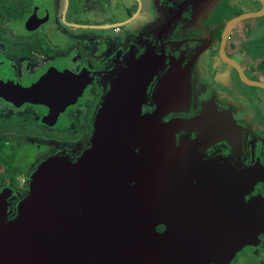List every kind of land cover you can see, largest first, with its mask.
<instances>
[{
  "label": "flooded vegetation",
  "instance_id": "af4514ba",
  "mask_svg": "<svg viewBox=\"0 0 264 264\" xmlns=\"http://www.w3.org/2000/svg\"><path fill=\"white\" fill-rule=\"evenodd\" d=\"M104 1L0 0V189L14 192L7 218L41 163L89 154L100 158L89 174L101 191L119 196L128 256L137 240L181 264H264V87L248 82L264 83V0H155L157 16L149 0H114V9ZM102 10L108 20L97 23ZM83 29L119 36L75 34ZM176 61L190 70L186 99L159 93ZM115 79L116 118L107 121ZM163 102L166 115L149 121ZM251 222L259 232L238 242L236 226Z\"/></svg>",
  "mask_w": 264,
  "mask_h": 264
},
{
  "label": "water",
  "instance_id": "95a60500",
  "mask_svg": "<svg viewBox=\"0 0 264 264\" xmlns=\"http://www.w3.org/2000/svg\"><path fill=\"white\" fill-rule=\"evenodd\" d=\"M170 69L171 75L161 79L159 93L172 100L186 99L191 94L189 67H182L176 61L170 64ZM248 82L264 87L261 82ZM119 94L120 82L115 79L107 103V121L111 117L115 121ZM128 96L131 101V94ZM65 102L69 104L70 100ZM175 104L179 103H171V106ZM167 106V103H159L149 114V121L158 123L166 115L164 107ZM102 113L95 121L97 149L102 138ZM171 122L178 125L183 121L174 118ZM237 145L241 146V140ZM90 161L99 162L100 158L83 154L75 163L65 157H52L41 163L29 180L27 195L19 202L16 215L11 219L7 215L9 198L14 192L6 187L0 189V264H181L179 258L150 248L151 241L131 242L134 247L128 249L132 251L128 256L121 247L116 225L119 196L101 191V178L89 174ZM240 227L246 230L240 232ZM259 229L254 222L250 226H236V234L245 237L238 242L252 241Z\"/></svg>",
  "mask_w": 264,
  "mask_h": 264
},
{
  "label": "rangeland",
  "instance_id": "374dc122",
  "mask_svg": "<svg viewBox=\"0 0 264 264\" xmlns=\"http://www.w3.org/2000/svg\"><path fill=\"white\" fill-rule=\"evenodd\" d=\"M45 3H48V0H43ZM94 1V0H93ZM104 1V0H103ZM126 1H128L129 2V0H126ZM147 1V0H146ZM153 1H155V0H149V2L148 3H146L147 4V6H146V8L150 11V12H152L153 14H154V16H157V15H155V13L154 12H156V13H159V11H160V9L158 8V6H157V4H155ZM104 2H108V1H104ZM109 6H112L113 7V9L116 7V4L114 3V0H109V4H108ZM49 6V5H48ZM74 9H75V12H74ZM79 11H80V7L79 6H75V8H73V12H74V16H75V13H76V15H77V13H79ZM72 12V13H73ZM104 10H102V13H100L102 16L100 17L99 15L95 18V22H97V23H100V22H103V21H106V20H108L107 19V17H109V14H104ZM81 15H82V13H81ZM80 16V15H79ZM78 16V21H85V19L81 16V17H79ZM71 18V17H70ZM62 19V18H61ZM73 19V18H72ZM120 19V18H119ZM62 21H63V19H62ZM64 22V21H63ZM86 22V21H85ZM151 21L149 20V25L151 26V23H150ZM78 32H81L82 33V35L84 34V35H86V37H93V38H97V39H101L102 37H104L105 35H107V36H109V37H112L113 35L114 36H119V34H114L112 31H111V29H105V30H94V29H83V30H81V31H75V34H78ZM49 33V35L52 37V39L55 41V42H57V43H62L64 40H65V36H64V34H63V32L62 31H58V32H48ZM80 34V33H79ZM75 36V35H74ZM76 37V36H75ZM74 37V38H75ZM123 37H124V34H123ZM77 38H75V40H76ZM258 44H259V47H261V49L263 50L262 51V53L264 54V38L262 39V40H260L259 42H258ZM44 47V46H43ZM43 49V48H42ZM45 49V48H44ZM75 51V50H74ZM237 59H239L238 58V56H235ZM210 72H207L206 74H209ZM263 79H264V74H263ZM229 81L232 83V85L230 86L231 88H233V87H236L238 90H240V91H245V88H249V90L251 91V90H254L253 88H251V87H248V86H246V85H244V84H240V83H238V82H236V81H234V80H232L231 78H229ZM229 82V83H230ZM228 87H229V85H228ZM251 92H254V91H251ZM236 101V100H235ZM237 102V101H236ZM238 105L237 104H233V107H237ZM242 108H244V109H246V105H244L243 107H241V109ZM248 108H250V107H248ZM236 109H239V108H236ZM254 134H256L255 133V131H254Z\"/></svg>",
  "mask_w": 264,
  "mask_h": 264
}]
</instances>
